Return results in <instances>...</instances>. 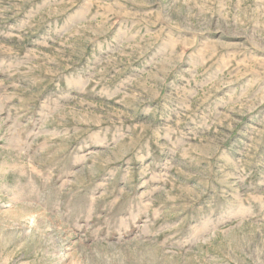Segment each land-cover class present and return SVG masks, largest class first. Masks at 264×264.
<instances>
[{
    "label": "rangeland",
    "instance_id": "obj_1",
    "mask_svg": "<svg viewBox=\"0 0 264 264\" xmlns=\"http://www.w3.org/2000/svg\"><path fill=\"white\" fill-rule=\"evenodd\" d=\"M0 264H264V0H0Z\"/></svg>",
    "mask_w": 264,
    "mask_h": 264
}]
</instances>
